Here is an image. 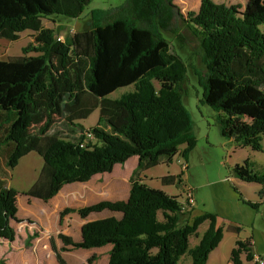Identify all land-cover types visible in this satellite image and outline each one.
Returning a JSON list of instances; mask_svg holds the SVG:
<instances>
[{"label":"trees","instance_id":"1","mask_svg":"<svg viewBox=\"0 0 264 264\" xmlns=\"http://www.w3.org/2000/svg\"><path fill=\"white\" fill-rule=\"evenodd\" d=\"M89 1L0 0V39L16 41L21 32L32 31L33 42L23 51L36 54L0 61V148L7 150L5 168L14 169L30 152L39 155L42 168L25 195L47 202L64 185L110 173L135 156L125 200L60 213V218L76 212L85 219L107 211L119 217L83 224L78 242L58 234L63 245L55 252L58 264H66L60 253L67 247L106 245H111L107 264H206L222 238L216 215L204 212L191 218L190 208L181 209L176 196L149 187L140 174L170 162L181 145L185 148L179 154L187 162L195 146L193 122L183 103L189 70L202 90L199 102L216 114L221 137L235 149L262 150L264 0H247L244 6L201 0L197 11L185 14L176 0H124L117 7L92 10L85 29L62 41L56 40L61 29L42 26V18L51 15L78 18ZM167 34L179 49L193 39L191 55L201 67L185 62ZM128 86L133 91L108 98ZM94 110L99 120L88 128L93 140L80 147L85 129L79 121ZM252 163L235 164L231 175L264 187V174L254 172ZM160 182L179 185L181 178L167 175ZM16 196L0 181V240L8 243L16 238L12 223L19 222ZM206 221L207 229L190 247V237H197ZM251 249V241H238L231 252L233 264H239L241 251H247L251 261Z\"/></svg>","mask_w":264,"mask_h":264},{"label":"rangeland","instance_id":"2","mask_svg":"<svg viewBox=\"0 0 264 264\" xmlns=\"http://www.w3.org/2000/svg\"><path fill=\"white\" fill-rule=\"evenodd\" d=\"M123 1L124 0H90L78 18L70 19L61 15H51L42 18V25L47 27L62 25L61 37L64 39L71 29L75 31L85 29L89 23L92 10H106L117 7ZM174 3L183 14L195 9V7H185V2H182V0H176ZM57 29L58 27L56 30ZM33 35L34 33L32 31L25 30L19 34L16 41L0 39V61L23 55L35 56V53L25 54L23 51L25 47L33 42ZM165 37L172 42L174 46L173 50H175L185 62L197 68L201 67L200 60L196 56L191 55V48L196 45L193 39H190V45L179 49L173 44L174 41L170 35L167 34ZM153 84L156 88L158 87L155 81ZM183 90V103L190 113L193 122L195 146L187 162L179 154V152L185 148V145H181L178 148V153L172 157L170 162H162L155 167L141 172L140 178L149 187L160 189L169 196H176L179 203L185 201L183 186L190 189L195 200V205L190 207L191 218L197 217L204 212L216 215V225L222 229V238L218 246L208 255L207 264H233L231 261L232 250L235 248L238 241L244 242L246 240L252 242L251 251L255 253V256H258L264 261V187L257 183L240 181L231 175V168L235 164H242L245 160L253 162L251 169L254 172L257 174H264V135L261 139V151L253 152L248 148L235 149L232 143L221 137L215 122V112L208 106L202 105L199 102L202 90L190 70L187 72L186 83ZM130 91H133V86L119 88L108 95V98L117 99L120 95ZM98 120V110H94L88 118L79 121V124L87 130L97 125ZM58 126L59 125L56 127L58 128ZM65 134H63L64 137H66ZM67 136L68 138L73 137L69 134ZM4 150V148H0V181H3L7 187L17 192L16 206L18 209L19 218L17 219L19 222H13L12 224L17 236V242L19 243V237L27 230L29 232H34L32 238L36 237L38 233H41L37 226L25 217L27 215L26 211H29L30 208L35 209L32 205H27V200H30V198L27 197L25 193L36 181L42 168L43 161L35 152H30L19 159L14 169L8 171L5 168ZM129 166L130 163L125 166L126 169L124 167L123 170L127 172ZM184 166H187V169H184ZM167 175L180 176L181 183L179 185L170 186L162 185L160 178ZM117 180H120V178H116L111 172L98 176L96 182L101 186H111V182ZM234 187L237 191L234 190ZM261 192L262 196L259 195ZM247 203L256 204V207L253 208ZM78 204L81 203H77L76 205ZM82 207L85 206L83 205ZM71 213L76 212H70L62 218H60L59 214L60 226L63 224V219L68 217ZM108 214L110 216L119 215L118 213L111 212H108ZM70 218L68 223L69 237L73 238L79 235L78 223H80L82 219L77 213L76 217ZM158 218L161 219L160 214H158ZM207 227V221L198 227V236H193L189 239L190 247L198 243ZM235 227H237V230L234 229ZM64 228H60L59 233L47 238V246L52 249L54 254L56 252L55 242L57 241L62 244L61 240L58 238V234H61L60 232L63 230L66 232ZM35 229H37L36 234ZM43 246L44 245H42V247ZM70 250L77 249L70 248ZM76 254L80 253L73 251L68 254L67 257H76ZM247 256V251H241L238 256L239 264H255L254 260H248ZM187 262L188 258H185L183 263Z\"/></svg>","mask_w":264,"mask_h":264},{"label":"crops","instance_id":"3","mask_svg":"<svg viewBox=\"0 0 264 264\" xmlns=\"http://www.w3.org/2000/svg\"><path fill=\"white\" fill-rule=\"evenodd\" d=\"M185 2V7H195L193 11H197L201 0H182ZM216 4L223 5H242L244 6L247 0H212ZM43 26V25H42ZM56 30L62 29V25H56L55 27H47ZM75 32L74 29L69 30L67 36ZM58 36H62L61 30L58 32ZM62 38V37H61ZM237 149V148H236ZM240 149V148H238ZM247 149V148H246ZM6 156L7 150H4ZM254 152V151H253ZM5 159V158H4ZM128 167V171L125 172L123 169L125 166ZM137 165V157L133 156L129 158L123 165H115L111 171L116 178H120L115 182H111V186L98 184L97 177L102 175H94L89 181L85 183H72L64 185L61 190L47 202H43L36 198H30L27 200V205H32L35 209H29L26 211L25 216L29 221L33 222L35 226L40 230L36 237L32 238L34 232L28 230L19 237L20 242H17V236L12 243L0 240V264H58L56 256L52 249L47 246L49 236H54L59 233V229L64 228L65 230L60 233L69 236L68 223L70 217H76V213H71L68 217L63 219V224L59 225V214L64 208H78L92 205L100 201H116L125 200L129 193V178ZM126 169V167H125ZM110 172V173H111ZM109 174V173H104ZM77 203H81L76 205ZM83 204V205H82ZM18 210V209H17ZM107 211L100 213H92L85 219H82L79 226V235L73 237V241L78 242L80 240V227L84 223L104 219L109 217ZM119 217V215H114ZM16 217L19 218L18 211ZM64 226V227H63ZM37 229H35L36 234ZM28 239V244L25 245V239ZM39 240V241H38ZM41 241V242H40ZM42 245H44L42 247ZM62 248L60 242H55V251H59ZM111 249V245H106L99 248L93 249H77L70 250L67 247L66 251H61L60 256L64 259L66 264H89L87 260L93 257L91 264H107L108 253ZM54 251V252H55ZM76 251V257H67L71 252ZM78 251V252H77ZM255 254L254 252H252ZM47 256V257H46ZM207 264V263H206Z\"/></svg>","mask_w":264,"mask_h":264},{"label":"built area","instance_id":"4","mask_svg":"<svg viewBox=\"0 0 264 264\" xmlns=\"http://www.w3.org/2000/svg\"><path fill=\"white\" fill-rule=\"evenodd\" d=\"M56 40L62 41L63 39L60 36H58ZM92 140H93L92 133L88 129L85 130L83 133V140L80 143V147H84L85 144H87L88 142H90ZM184 169H185V166H184ZM183 189L185 191V193H184L185 201L181 203L182 204L181 209L185 210L187 208L194 206L195 200H194L193 194L191 193L190 189H188L184 186H183ZM252 259L254 260L255 264H264V261L262 259H260L258 256H255V254L252 255Z\"/></svg>","mask_w":264,"mask_h":264}]
</instances>
